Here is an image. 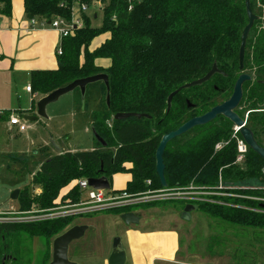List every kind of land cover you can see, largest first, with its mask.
I'll list each match as a JSON object with an SVG mask.
<instances>
[{"label": "trees", "instance_id": "16d2710c", "mask_svg": "<svg viewBox=\"0 0 264 264\" xmlns=\"http://www.w3.org/2000/svg\"><path fill=\"white\" fill-rule=\"evenodd\" d=\"M79 1L89 7L93 2ZM74 4L75 0H24L27 16L47 21H71ZM250 6L258 20L247 41L243 72L240 48L248 25L245 0H105L100 28L93 26L98 17L82 14L83 27L62 39L57 69L33 72L31 89L47 96L76 80L108 75L109 107L103 83L88 87L84 104L80 92L75 91L79 93L78 109L83 111H87L91 97V129L104 145L94 137L93 150L46 154L31 183L41 186L42 193L33 198L27 186L26 193L21 192L18 199L22 211L31 207L33 199L42 210L54 208L61 201L78 204L83 200L78 181L106 178L111 182L119 173L130 174L131 180L122 191L111 189L116 194L163 190L156 172V151L162 138L227 102L243 73L252 80L243 86V100L236 113L244 121L247 115L246 126L264 149V0H250ZM11 15L12 0H0V16ZM102 35L108 38L90 50L92 42ZM98 60H110L111 65L98 66ZM214 65L221 73L202 86L182 90L168 112L169 96L204 78ZM119 113L147 115L150 119L114 120ZM11 116V112L0 114V122H7ZM234 128L230 120L219 117L170 142L164 154L166 189L194 184L213 191L220 184L230 188L252 181L264 185V161L253 150L248 147L244 163H236L239 153L232 139ZM237 138L243 140L240 134ZM219 143L228 145L215 152ZM250 195L257 201L220 197L226 206L196 204L231 226L264 231V189ZM131 208L107 213L122 216L131 213ZM92 215L95 214L86 216ZM74 219L1 227L0 264L20 263L22 235L41 238L49 244ZM14 237L17 240L12 245ZM47 259L48 253L44 261Z\"/></svg>", "mask_w": 264, "mask_h": 264}, {"label": "rangeland", "instance_id": "374dc122", "mask_svg": "<svg viewBox=\"0 0 264 264\" xmlns=\"http://www.w3.org/2000/svg\"><path fill=\"white\" fill-rule=\"evenodd\" d=\"M76 9L78 8L76 7ZM96 10L93 8L90 14ZM97 12L98 19L93 21V26L100 28L103 23V12L102 10H97ZM262 17L264 18V11ZM105 38L107 35L96 38L92 42L90 50L97 48ZM101 62L105 65L109 64L107 60ZM75 99L78 102L79 93L72 92L61 97L58 102L51 104L47 109L49 120L40 119L36 123L24 122L28 128L20 138L17 135L19 128L10 127V120L13 116L9 118V123L0 122V212L12 211L13 215L10 218L14 220L13 225L41 224L48 221L41 218L40 221L27 223L25 218L34 217L37 211H47L48 213L53 208L42 210L38 202L33 199L31 207L22 211L18 202L19 197L14 201L11 196L16 190H19L20 193H26L27 186L30 188L33 198L37 197L33 192L35 189L42 192L41 186H35L31 183L41 164L47 158L45 155L53 156L58 153L51 145L52 140L66 152L90 151L95 146L91 129V117L94 110L91 97L88 99L87 111L74 109ZM38 102H35V109H37ZM35 111L37 113V110ZM246 119L247 115L245 121ZM130 180L131 175L128 173L116 174L110 182L111 189L122 191ZM188 186L173 188L168 192L141 196L137 205L130 209L131 213L142 219L141 231L149 234L156 232L176 233L181 244L178 264H264V231L231 226L214 219L202 207L192 211L189 220L183 218L187 205L197 206L196 203L184 202L179 199L178 195H175L183 192ZM263 188L264 185L258 184L256 181L230 188H223L220 184L218 190L212 191L204 188V193H208V195H204V201L199 203L226 206V203L219 199L220 197L225 199L248 197V200L257 201L250 194L252 191H261ZM173 190H177L175 194L172 192ZM237 190L244 193L237 192ZM151 192L154 193V191ZM67 204L70 202L63 203L61 201L56 207ZM23 212L31 213L23 214ZM119 217L120 215L107 212L75 217L65 231L72 226L86 224L91 229L84 238L71 244L69 249L70 261L76 264H101L104 257L106 258L107 252L103 254L98 252L97 254L94 250L102 247L103 234L108 231L115 233L121 228L124 229V224L121 223ZM96 230L103 236H96ZM16 238L14 237V240L10 242L12 245L17 240ZM54 240L52 239L47 244L44 239L30 237L27 234L22 235L19 264H50ZM3 244L6 245V242ZM47 253L48 261L45 262Z\"/></svg>", "mask_w": 264, "mask_h": 264}, {"label": "crops", "instance_id": "0c3cea01", "mask_svg": "<svg viewBox=\"0 0 264 264\" xmlns=\"http://www.w3.org/2000/svg\"><path fill=\"white\" fill-rule=\"evenodd\" d=\"M97 10L92 13L96 18ZM61 42L62 39L57 31L34 28L31 25L25 12L24 0H12L11 17L0 16V114L11 112L12 116H17L23 123L26 122L23 119L25 116L37 115L35 102L44 96L35 93L33 89L31 92L27 91L28 87L32 88L31 74L36 71L57 69V50ZM101 61L103 60L97 61L98 66L110 67V60H107L109 62L107 65L102 64ZM77 108L78 102L75 99L74 109ZM10 127L14 128V126ZM23 133L19 130L18 138ZM62 151L66 152L65 149ZM119 219L124 224L121 216ZM141 225L142 219L139 218L138 224H124V229L121 228L120 231L115 233L108 231L103 234L102 247L94 250L97 254L107 252L101 264H108L113 240L117 237L121 238L126 251V264H178L181 246L179 236L174 232L149 234L141 231ZM86 226L88 230L85 236L91 229L89 225ZM95 234L98 237L103 236L97 230Z\"/></svg>", "mask_w": 264, "mask_h": 264}, {"label": "water", "instance_id": "95a60500", "mask_svg": "<svg viewBox=\"0 0 264 264\" xmlns=\"http://www.w3.org/2000/svg\"><path fill=\"white\" fill-rule=\"evenodd\" d=\"M245 4H246L247 16H248V25L243 31L242 40H241L240 70L242 72L244 70V60H245L247 41L251 31L255 26L256 21L258 20V18L253 14L251 10L250 0H245ZM28 19L31 20L32 16H28ZM220 73L221 72L218 70L217 66L214 65L212 70L204 78L194 81L190 84H187L179 88L177 91L173 92L168 98V102H167L168 112L171 108V104L174 97L178 93H180L184 89L202 86L203 84L210 81L214 75ZM251 80L252 78L249 75L243 73L236 82L232 97L227 102L213 108L210 112H208L207 114L201 117H197L188 121L178 130L171 132L162 138V141L156 151V172L159 176V180L164 189L167 188V183L165 179L164 154L169 143L172 142L174 139L187 134L194 128L206 126L214 122L219 117H225L226 119L230 120L235 126V128L239 129V134L241 135L246 146L249 147L251 150H253L264 161V149L257 144L253 133L247 128L246 122L242 120L236 113V110L239 108L243 100V86L245 83L250 82ZM97 83H103L105 85L107 90L106 102L109 107L110 106L109 78L108 75L106 74H100L85 79L76 80L70 85L64 88H60L52 92L51 94L45 96L37 104V115L34 117L25 116L23 118L24 121L37 122L40 119H48L47 107L50 106L51 104L58 102L61 97L69 93L75 92L77 90L80 92L81 101L84 104L88 87L90 85H94ZM261 83L264 85V82ZM189 107H191L190 104ZM130 118L150 119V117L147 115L119 113L115 115L114 120L123 121ZM92 132L94 137L98 140V142H101L104 145L103 141L98 137V135L93 130ZM51 145L53 148H55L58 151V154L63 153L62 149L56 145L54 140H52ZM88 184L90 187L96 190H105V191L111 190V184L109 180L106 178L88 179ZM19 195H20V191L16 190L13 192L11 199L15 201L18 199ZM196 210H198V206L187 205L183 213V218L185 220H189L191 212ZM121 219L126 225L139 223V217L136 216L134 213L124 214L121 216ZM87 230H88V226L86 225L73 226L72 228L65 231L62 235L58 236L53 241L52 261L50 264H76L74 262H71L69 259V249L71 244L84 238ZM126 262H127L126 251L122 245L121 238L117 237L113 240L112 252L108 258V264H126Z\"/></svg>", "mask_w": 264, "mask_h": 264}, {"label": "built area", "instance_id": "2783aa9c", "mask_svg": "<svg viewBox=\"0 0 264 264\" xmlns=\"http://www.w3.org/2000/svg\"><path fill=\"white\" fill-rule=\"evenodd\" d=\"M105 0H93L91 7L86 4H81L79 0H75L74 7L72 9V18L71 21H66L62 18H54L51 21L47 20H39L36 18H32L30 20L31 25L35 27H39L41 29H52L59 33L61 39L69 37L73 35V33L83 27V19L82 14H90L92 8H96L98 10H102ZM76 7L78 9H76ZM94 15V14H91ZM58 55H62V47L59 46L57 50ZM28 92H31V87L27 88ZM10 125L14 127H18L21 132H25L27 130L26 124H24L17 116H13L10 120ZM239 134V129L234 128L233 140L237 143V149L239 156L237 158L236 163L242 164L245 161V156L248 152V147L246 146L243 140L237 138ZM228 143H219L215 147V152L222 151ZM263 178H264V171ZM150 185V182H148ZM78 186L83 195V200L78 204H69L65 206H58L51 209L48 213L47 211H37L35 212L34 217H26L25 220L27 223H33L40 221L39 219L43 218L44 220H56L60 218L67 217H79L83 215L96 214L100 212H109L112 210H118L128 207H134L137 205L138 200L141 196H148L157 193H163L171 191L170 189H163L160 191H154L139 194V195H131L126 192L122 193H114L112 190H96L89 186L88 179H82L78 181ZM264 189V188H263ZM177 190H173L172 192L175 194ZM34 194L39 196L42 192L39 189H35ZM171 193V192H170ZM193 194V195H192ZM179 196L180 200H183L187 203H199L204 201V195L207 196L208 193H204V188H199L194 186L193 184L189 185L184 189L183 192H179L175 194ZM41 212V213H40ZM31 212H23V214H30ZM12 211L2 213L0 212V228L6 225H13ZM43 215V216H40ZM42 221V220H41Z\"/></svg>", "mask_w": 264, "mask_h": 264}]
</instances>
